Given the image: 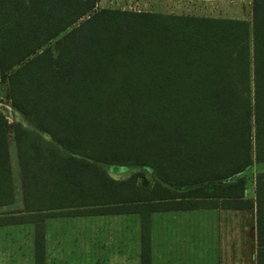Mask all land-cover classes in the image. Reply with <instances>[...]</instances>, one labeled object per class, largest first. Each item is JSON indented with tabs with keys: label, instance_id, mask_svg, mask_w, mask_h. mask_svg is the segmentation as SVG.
<instances>
[{
	"label": "trees",
	"instance_id": "16d2710c",
	"mask_svg": "<svg viewBox=\"0 0 264 264\" xmlns=\"http://www.w3.org/2000/svg\"><path fill=\"white\" fill-rule=\"evenodd\" d=\"M97 3L0 0V81L25 122L0 112V207L19 205L11 136L21 183L0 226H32L45 264L47 219L135 215L151 264L153 214L253 210L264 264V0L250 21Z\"/></svg>",
	"mask_w": 264,
	"mask_h": 264
},
{
	"label": "rangeland",
	"instance_id": "374dc122",
	"mask_svg": "<svg viewBox=\"0 0 264 264\" xmlns=\"http://www.w3.org/2000/svg\"><path fill=\"white\" fill-rule=\"evenodd\" d=\"M251 7L252 0H211L210 2H202L201 0H98L97 3V9L193 17L211 15L218 18L246 21L251 19ZM0 112L8 118L10 124L22 123L25 125L23 119L13 112L9 102L7 84L1 81ZM10 143L13 147L11 162L15 203L20 205V170L12 136L10 137ZM138 171V169H134L122 174L112 173L111 176L116 179H125ZM145 176L151 180L148 174ZM254 176L248 173L245 176L247 197L250 199L254 198ZM188 220L192 219L188 218ZM242 220L243 218H240L241 222ZM177 223L178 221L172 225V221H164L161 218H158L154 223V264H196L195 259H200V246L195 244L193 230H190L187 225L183 226L181 231L176 230L177 232L175 231V234L171 236L172 239L164 238L162 232L170 231L169 226L176 227ZM239 223L236 222L234 226L235 236L236 238L240 236L243 238L245 255L249 257L250 263L255 264L257 244L254 211H248L244 214L243 227H241L242 225L239 226ZM240 230H243V235ZM18 231L16 229L14 233H18ZM21 231V243L22 246H25L30 243V240L29 237H25V229L22 228ZM46 238L49 242L47 251L52 264H66L65 260L68 261V264H139V220L138 217L133 215L96 216L90 219L88 217L59 218L51 225L46 222ZM25 248L22 253L27 252ZM212 256L211 253L203 254L202 258L209 259L210 257L209 262L205 261L203 264H210Z\"/></svg>",
	"mask_w": 264,
	"mask_h": 264
},
{
	"label": "crops",
	"instance_id": "0c3cea01",
	"mask_svg": "<svg viewBox=\"0 0 264 264\" xmlns=\"http://www.w3.org/2000/svg\"><path fill=\"white\" fill-rule=\"evenodd\" d=\"M202 2H210L211 0H201ZM103 9V8H101ZM204 18H216V19H225L218 18L215 16H201ZM227 19V18H226ZM6 117V116H5ZM8 119V118H7ZM12 145L9 140V159L11 164V150ZM17 157V155H16ZM13 178V177H12ZM14 182V179H13ZM249 198V197H248ZM15 206L0 207V219H10L19 218L21 214H15L20 211L21 208ZM248 211H233V210H197L189 212H165V213H155L152 215L151 221V264H154V223L161 218L164 221H172L174 225L178 221L176 227H170V231L162 232L164 238H170L175 234L176 230L181 231L183 226L187 225L190 230H193V235L195 236V244L200 246L201 254L200 259H195L196 264H203L205 261L209 262V259L202 258L203 254L211 253L212 258L210 264H252L250 259L245 255L244 252V240L240 236L236 238L235 236V224L240 222L239 226L244 224V214ZM14 213V214H11ZM255 215V211H254ZM135 216V215H133ZM137 217V216H136ZM87 218V217H85ZM91 217H88L90 219ZM192 219V220H188ZM240 218H243L242 222ZM156 220V221H155ZM56 219H47V224H52ZM155 221V222H154ZM24 228L26 233L25 237H29L30 243L22 246V231ZM18 229V233H14V230ZM243 229V228H242ZM177 232V231H176ZM243 235V230H240ZM256 234V231H255ZM170 236V237H167ZM32 238H33V228L29 225L22 224H12V225H3L0 226V264H34V258L32 253ZM15 239V240H12ZM175 239H177L175 237ZM10 240V241H9ZM48 239L46 238V259L45 264H52V260L47 251ZM15 247V248H12ZM26 247V253H22ZM241 247V249H239ZM139 259V258H138ZM256 264V261H254ZM65 263L68 264V261L65 260Z\"/></svg>",
	"mask_w": 264,
	"mask_h": 264
}]
</instances>
